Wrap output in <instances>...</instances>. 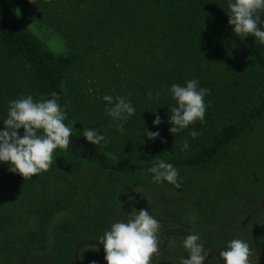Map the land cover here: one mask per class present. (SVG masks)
Segmentation results:
<instances>
[{
    "label": "trees",
    "instance_id": "obj_1",
    "mask_svg": "<svg viewBox=\"0 0 264 264\" xmlns=\"http://www.w3.org/2000/svg\"><path fill=\"white\" fill-rule=\"evenodd\" d=\"M229 2L0 0V131L10 101L27 96L34 102L47 100L55 92L66 114L64 123L72 129L68 147L56 150L70 161L94 165L108 181L127 175L133 178L160 160L177 170L205 166L264 116V44L254 36L233 32L228 24ZM22 13L48 31L47 35L53 31L60 36L53 47L60 53L50 51L28 29ZM258 14V28L264 30V11ZM62 43L70 49L68 54ZM88 52H94L91 61L96 59L97 69L75 80L78 56ZM192 79L198 81V88L209 89L204 120L172 134L168 119L175 101L169 90L173 84L186 86ZM105 95L125 97L135 108L123 131L114 126L120 122L107 115ZM156 115L162 121L159 125H153ZM85 128H95L105 141L88 143L83 137ZM17 131L23 135V129ZM147 131L160 135L150 141ZM192 131L201 134L193 139ZM185 140L189 148L181 151ZM53 161L49 168L57 172L60 162ZM9 166L0 162V194L21 176L10 172ZM48 170L41 173L48 174ZM108 196L110 190L95 201L87 197L82 203L80 226L84 224L89 236L74 237L66 221L52 229L46 227L63 209L62 202L56 205L48 200L49 210H42L38 230L18 235L13 244L33 249L54 245L55 255L48 264H65L73 248L86 244H100L104 251L100 238L112 208H104L102 200L109 204ZM11 244L2 252L10 250Z\"/></svg>",
    "mask_w": 264,
    "mask_h": 264
},
{
    "label": "rangeland",
    "instance_id": "obj_2",
    "mask_svg": "<svg viewBox=\"0 0 264 264\" xmlns=\"http://www.w3.org/2000/svg\"><path fill=\"white\" fill-rule=\"evenodd\" d=\"M26 14L22 13L20 17L28 29L50 51L60 53L53 49L60 36L53 31L50 35L54 36L47 35L48 31L36 27L35 21ZM57 46L59 48V44ZM63 52L68 54L70 49L64 47ZM93 54L88 52L78 56L73 75L75 80L97 69L96 59L91 61ZM221 154L198 169L177 170V187L166 181L153 182L154 174L150 170L136 173L133 178L127 175L111 182L99 175L94 165L70 161L55 150L53 160L56 158L60 162L57 172L49 168L48 174L41 173L36 178L18 176L0 194V264H48L54 258V245L50 249H33L13 244L18 235L38 230L42 210H49L46 206L48 200L56 201V205L62 202L63 209L48 221L46 227L52 229L57 223L66 221L71 223L74 237L89 236L82 228L84 224L80 226L82 203L87 197L95 201L108 190L110 203L102 201L104 208H112V214L101 241L112 224L128 222L137 211L147 209L160 224L157 232L159 248L151 264H181L185 258L183 234L199 236L198 243L203 246L202 254L207 256L206 259L210 251L227 250L230 241L240 239L249 246L248 264H255L259 255L252 242L253 231L264 226V204H261L264 199V116ZM258 231L254 239L264 253V229ZM48 240L51 243L52 239ZM6 244H11V249L3 253ZM75 250L72 249V255L65 264H73L71 259L74 260ZM103 256L96 245H82L76 264H106ZM206 264H220V260L213 256Z\"/></svg>",
    "mask_w": 264,
    "mask_h": 264
},
{
    "label": "clouds",
    "instance_id": "obj_3",
    "mask_svg": "<svg viewBox=\"0 0 264 264\" xmlns=\"http://www.w3.org/2000/svg\"><path fill=\"white\" fill-rule=\"evenodd\" d=\"M228 24L233 26L236 35L254 36L258 43L264 44V30L258 28L261 22L260 13L264 11V0H230L228 4ZM170 93L175 101L171 108L168 123L172 125L170 133H179L195 121L203 122L206 105L207 88H198L195 79L186 82V86L173 84ZM157 94V98H158ZM52 98L34 102L32 96L22 97L9 102L7 118L3 121L4 128L0 131V162L7 163L9 171L18 173L23 178H31L43 171H47L53 163V152L57 148L66 149L72 129L65 125V112L57 103L55 92ZM148 99H153L151 93ZM103 100L109 107L105 111L114 121L120 131L124 130L127 118L135 113V108L125 97L105 95ZM161 118L156 115L153 125L161 124ZM23 129L21 136L17 130ZM201 133H189L193 139ZM159 132H146L150 141L159 137ZM83 137L92 144H100L105 137L95 128H85ZM166 142L164 140L161 141ZM189 144L185 140L181 151L187 150ZM153 182L166 181L179 187L177 183L178 171L172 164L164 160L158 161L150 169ZM159 222L147 211L141 209L128 222H116L106 231L102 240L106 264H151V259L158 252L157 232ZM199 236L187 235L183 241L187 258L181 264H204L203 246L198 243ZM224 264H248L249 246L240 239L229 242L227 250L221 251Z\"/></svg>",
    "mask_w": 264,
    "mask_h": 264
},
{
    "label": "flooded vegetation",
    "instance_id": "obj_4",
    "mask_svg": "<svg viewBox=\"0 0 264 264\" xmlns=\"http://www.w3.org/2000/svg\"><path fill=\"white\" fill-rule=\"evenodd\" d=\"M262 207H263V210H264V206H262ZM261 228L264 229V226H262V227H256V228L254 229V231H253L254 235H253V240H252V242H253L254 248L256 249V251H257V253H258V255H259V259H258V261H257L255 264H257V263H259V262H260L261 264L264 263V253L262 252L260 245L257 243V240L254 239V237L256 236V233L259 232L258 230L261 229ZM178 233H182V232H178ZM166 234H167V233H166ZM183 235H184V238H185L186 235H185V234H183ZM159 245H160V242H159ZM158 248H159V247H158ZM220 252H221V251H219V250H213V251H210L209 254H208V258L205 259L204 264L208 263V261H209L213 256H216V257L219 258V260H220V264H224V261H223L222 257L219 255ZM155 255H156V254H155ZM155 255L152 257V259L155 257ZM187 255H188V254H187L186 249H185L184 257L187 258ZM206 257H207V256H206ZM152 259H151V260H152Z\"/></svg>",
    "mask_w": 264,
    "mask_h": 264
},
{
    "label": "water",
    "instance_id": "obj_5",
    "mask_svg": "<svg viewBox=\"0 0 264 264\" xmlns=\"http://www.w3.org/2000/svg\"><path fill=\"white\" fill-rule=\"evenodd\" d=\"M261 204L263 205L264 204V199L262 200ZM264 206V205H263ZM97 247L99 248L100 252L105 256V252L102 250L100 244H96ZM80 249V246H78L75 250V254H74V260H73V264H76V259H77V253H78V250ZM153 257V256H152Z\"/></svg>",
    "mask_w": 264,
    "mask_h": 264
}]
</instances>
